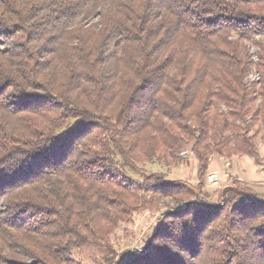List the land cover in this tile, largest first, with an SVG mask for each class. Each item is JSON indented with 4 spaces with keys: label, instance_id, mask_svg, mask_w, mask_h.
<instances>
[{
    "label": "trees",
    "instance_id": "16d2710c",
    "mask_svg": "<svg viewBox=\"0 0 264 264\" xmlns=\"http://www.w3.org/2000/svg\"><path fill=\"white\" fill-rule=\"evenodd\" d=\"M254 125L264 143V0H0V264H114L163 199L186 209L119 264H264V195H203L214 155L264 172ZM184 152L197 186L145 170Z\"/></svg>",
    "mask_w": 264,
    "mask_h": 264
},
{
    "label": "rangeland",
    "instance_id": "374dc122",
    "mask_svg": "<svg viewBox=\"0 0 264 264\" xmlns=\"http://www.w3.org/2000/svg\"><path fill=\"white\" fill-rule=\"evenodd\" d=\"M248 54L255 60V49L250 43L245 44ZM256 75L252 70L249 80H255ZM257 133L255 145L259 156L264 157V143L261 140L259 126L254 125L249 131L250 134ZM181 161L174 166H167L162 160H157L145 165L148 173L160 174L167 182L188 183L197 186V162L190 155H180ZM216 181V185L211 184V180ZM214 178V179H213ZM239 182L258 194L264 195V172L261 166L256 165L252 159L245 156H235L230 160L218 156H212L209 162L207 173L203 179L204 197L217 203L219 192L231 186L233 182ZM187 202L175 203L171 199L161 200L156 209L134 213L128 223L121 224L110 237V246L115 253L114 264H119L121 255L137 250L143 253L147 242L155 233L160 224L161 217L172 211H183ZM105 254L103 251L87 248L75 251L74 260L82 264H105Z\"/></svg>",
    "mask_w": 264,
    "mask_h": 264
},
{
    "label": "built area",
    "instance_id": "2783aa9c",
    "mask_svg": "<svg viewBox=\"0 0 264 264\" xmlns=\"http://www.w3.org/2000/svg\"><path fill=\"white\" fill-rule=\"evenodd\" d=\"M186 154H187V153L184 152V153H182L181 155H182V156H185ZM213 179H214V178H213ZM210 180H211L210 182H211L212 185H216V181H214L215 179L212 180V178H210Z\"/></svg>",
    "mask_w": 264,
    "mask_h": 264
}]
</instances>
